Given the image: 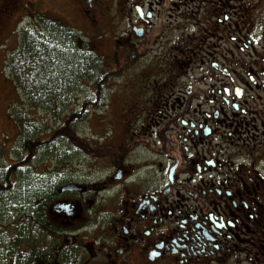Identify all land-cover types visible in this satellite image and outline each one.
<instances>
[{
	"label": "flooded vegetation",
	"instance_id": "af4514ba",
	"mask_svg": "<svg viewBox=\"0 0 264 264\" xmlns=\"http://www.w3.org/2000/svg\"><path fill=\"white\" fill-rule=\"evenodd\" d=\"M67 15L102 64L79 96L93 114L113 103V132L93 147L59 134L65 152L38 170L39 264H264V0H76ZM129 64L128 105L112 82Z\"/></svg>",
	"mask_w": 264,
	"mask_h": 264
},
{
	"label": "trees",
	"instance_id": "16d2710c",
	"mask_svg": "<svg viewBox=\"0 0 264 264\" xmlns=\"http://www.w3.org/2000/svg\"><path fill=\"white\" fill-rule=\"evenodd\" d=\"M36 17L51 39H68H54L59 44H50L23 30L19 49L8 58L22 101L9 107L19 130L13 160L0 144V264H39L51 249L47 206L39 200L47 190L41 178L46 173L36 170L34 162L42 153L65 152V144H54L59 134L79 132L99 108L85 104L79 93L85 80L96 79L100 56L73 46L69 39L75 35L73 28L59 19L44 12Z\"/></svg>",
	"mask_w": 264,
	"mask_h": 264
},
{
	"label": "rangeland",
	"instance_id": "374dc122",
	"mask_svg": "<svg viewBox=\"0 0 264 264\" xmlns=\"http://www.w3.org/2000/svg\"><path fill=\"white\" fill-rule=\"evenodd\" d=\"M3 1L4 0H0V8L4 5ZM75 1L76 0H18L14 10L11 11L10 14L8 13V15L4 18L7 20V25L0 28V144L4 146L5 152L11 160L15 158L14 149L18 146L19 130L16 122L10 115L9 107L14 103H20L22 101V97L11 78L10 70L7 66L8 58L13 52H15V50L17 51L19 49L20 36L23 32L22 28L29 24L31 20H37L40 22L36 17L40 12H44L55 19H59L63 24H67L68 28L73 27L77 29L78 27L73 26L71 23L72 19H69L67 15L68 6L70 4L74 5ZM27 30L32 33L38 31V38L42 40L44 39L47 43L51 44L53 42L54 44H59L58 41H53L54 39L48 38L50 33L41 23H37L36 26L32 24L27 25ZM102 41H104L105 45H108V39H103ZM119 56L121 60L122 54ZM133 66L134 65L132 64H129L128 66L126 65V68L119 72V75H125V77H123L120 81L112 82L115 85L113 94L124 95L122 98L127 101L128 105L131 103L130 101L132 99L128 97L132 87L127 75L131 74L128 72V69L131 68L132 70ZM105 105L106 104L101 107L100 110L102 111L95 112L80 127L79 132L81 133L82 138L80 142L86 146L93 147L98 143L106 141L105 138L101 140L91 138L92 135L98 136L100 132L104 136L106 132H113V129H111L112 123L110 119H108L111 114L113 103L108 104L107 107H105ZM126 115L129 114L126 113ZM82 143L80 147L81 149L83 148ZM73 154L75 153L73 152L72 155ZM82 157L83 155L80 153L79 158ZM34 163H36V170H41V168H43L44 171L50 170L47 169L51 164L50 161L46 159V154L42 153L39 159H37ZM76 168L80 169L84 173H93L91 178L97 177L101 174L94 170L87 172L84 167H78L77 164ZM43 170H41V172Z\"/></svg>",
	"mask_w": 264,
	"mask_h": 264
},
{
	"label": "water",
	"instance_id": "95a60500",
	"mask_svg": "<svg viewBox=\"0 0 264 264\" xmlns=\"http://www.w3.org/2000/svg\"><path fill=\"white\" fill-rule=\"evenodd\" d=\"M72 186H68L67 188L68 189H71V188H73L75 185L74 184H71ZM65 190V189H64Z\"/></svg>",
	"mask_w": 264,
	"mask_h": 264
}]
</instances>
